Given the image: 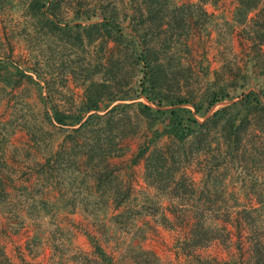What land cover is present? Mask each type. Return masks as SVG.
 Segmentation results:
<instances>
[{"label": "trees", "instance_id": "1", "mask_svg": "<svg viewBox=\"0 0 264 264\" xmlns=\"http://www.w3.org/2000/svg\"><path fill=\"white\" fill-rule=\"evenodd\" d=\"M68 1L0 0V10H21L20 32L31 24L64 44V54L83 47L87 53L82 95L70 100L22 54L15 56L12 41L0 54V100L24 103L34 89L39 101L34 124L14 102L13 128L39 146L63 134L57 149L32 166L40 188H93L95 197L121 208L132 187L114 158L124 154V138L140 136L127 168L143 161L147 185L169 199L171 224L184 230L178 244L184 264H264V0H236L233 20L249 42L245 66L233 76L211 70L204 55L191 60L194 32L209 33L212 13L205 6L219 0H93L78 6L70 22L61 14ZM5 181L0 172V202ZM75 205L69 200L64 207ZM123 216L112 221L127 223ZM229 226L246 234V256L240 242L239 255L228 259L195 254L225 241ZM88 235L98 264H160L148 251L131 262L114 258Z\"/></svg>", "mask_w": 264, "mask_h": 264}, {"label": "rangeland", "instance_id": "2", "mask_svg": "<svg viewBox=\"0 0 264 264\" xmlns=\"http://www.w3.org/2000/svg\"><path fill=\"white\" fill-rule=\"evenodd\" d=\"M171 1L188 4L200 0ZM91 2L93 0H69L61 8L62 18L72 21L78 6ZM235 6L236 0H219L216 5L205 6L212 13V21L208 24V34L197 29L191 38L194 64L195 59L204 55L211 70H226L227 76L236 75L245 66L249 41L241 33L242 26L233 20ZM23 19L21 10L14 7L0 10V54L5 52V43L12 41L15 56L22 54V60L50 77L64 100L79 99L83 92L80 70L86 63L85 47L70 49L64 54V44L42 35V31L35 30L31 24L27 33L20 32ZM12 31L17 37L10 36ZM262 48L264 52V46ZM29 90L31 95L28 94L24 103L21 97L9 101L7 96L0 100V172L7 183V188L1 191L4 201L0 202V264H98L88 234L99 238L114 258L131 262L140 251H148L160 264H184L185 254L178 246L184 230L179 223L171 224L175 218L168 207L169 199L147 185L143 161L130 170L127 168L140 136L124 138L125 152L114 158L117 167L122 168L124 182L132 187L130 201L121 208H113L106 196L95 197L93 188H40L32 166L36 160L45 159L50 149H57L63 134L54 133L48 137L49 141H40L39 146V143L34 145L26 131L13 128L16 124L12 121L17 115L14 102H18L17 108L22 110L19 113L26 114L32 124L37 121L33 112L37 115L39 101L34 89ZM225 102L217 104L213 110ZM25 148L30 150L28 159L24 157ZM193 176L199 179L200 173L194 171ZM69 200L76 201L74 209L64 207ZM119 212L124 214L127 223L112 221L113 215ZM229 228L232 234L225 241L216 240L198 248L195 254L228 259L239 255V242L245 254L246 234L239 236L233 227Z\"/></svg>", "mask_w": 264, "mask_h": 264}]
</instances>
